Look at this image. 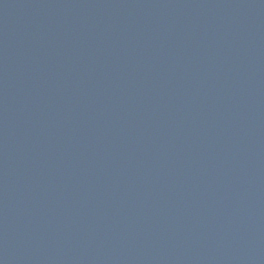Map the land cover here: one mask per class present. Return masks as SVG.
Wrapping results in <instances>:
<instances>
[{
    "label": "water",
    "instance_id": "obj_1",
    "mask_svg": "<svg viewBox=\"0 0 264 264\" xmlns=\"http://www.w3.org/2000/svg\"><path fill=\"white\" fill-rule=\"evenodd\" d=\"M0 264H264V0H0Z\"/></svg>",
    "mask_w": 264,
    "mask_h": 264
}]
</instances>
